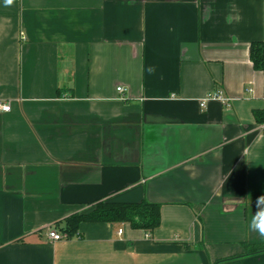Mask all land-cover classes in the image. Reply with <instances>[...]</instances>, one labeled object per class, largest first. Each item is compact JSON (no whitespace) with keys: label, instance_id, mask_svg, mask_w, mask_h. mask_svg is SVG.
I'll list each match as a JSON object with an SVG mask.
<instances>
[{"label":"crops","instance_id":"1","mask_svg":"<svg viewBox=\"0 0 264 264\" xmlns=\"http://www.w3.org/2000/svg\"><path fill=\"white\" fill-rule=\"evenodd\" d=\"M253 42L264 0H0V264H264ZM102 200L161 224L65 231Z\"/></svg>","mask_w":264,"mask_h":264},{"label":"trees","instance_id":"2","mask_svg":"<svg viewBox=\"0 0 264 264\" xmlns=\"http://www.w3.org/2000/svg\"><path fill=\"white\" fill-rule=\"evenodd\" d=\"M251 59L258 70L264 72V43L253 42L250 49ZM255 118L259 123H264V112L256 111ZM82 222H106L110 224H130L134 229H142L147 234H152L161 224V205L146 200L141 202H116L102 200L96 203L88 213H77L66 220L65 231L70 236L78 232ZM245 254L264 251V246H248ZM244 254V255H245ZM243 256V255H240ZM240 256L219 260L223 262Z\"/></svg>","mask_w":264,"mask_h":264},{"label":"clouds","instance_id":"3","mask_svg":"<svg viewBox=\"0 0 264 264\" xmlns=\"http://www.w3.org/2000/svg\"><path fill=\"white\" fill-rule=\"evenodd\" d=\"M13 0H6L7 5H11ZM256 212L252 214L249 224L251 231L257 232L261 238H264V194L256 199Z\"/></svg>","mask_w":264,"mask_h":264},{"label":"built area","instance_id":"4","mask_svg":"<svg viewBox=\"0 0 264 264\" xmlns=\"http://www.w3.org/2000/svg\"><path fill=\"white\" fill-rule=\"evenodd\" d=\"M117 91L119 93H124L126 91V89L123 86H118L117 87ZM208 98H218L221 99L224 102H227L229 99L225 98L222 94V92H217V93H213L212 95H210ZM205 102L206 100L202 101V106H205ZM11 110V102L10 101H3L0 99V112H9ZM264 128V125L262 126ZM122 229L119 230V233H122ZM49 238L53 241H58V240H62L65 238V235L58 232L56 229H50V231L48 232Z\"/></svg>","mask_w":264,"mask_h":264}]
</instances>
